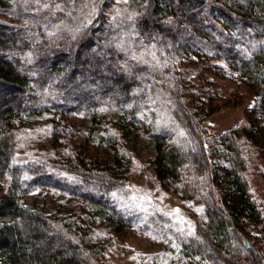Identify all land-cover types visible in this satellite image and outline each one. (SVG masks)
<instances>
[{"label": "trees", "instance_id": "16d2710c", "mask_svg": "<svg viewBox=\"0 0 264 264\" xmlns=\"http://www.w3.org/2000/svg\"><path fill=\"white\" fill-rule=\"evenodd\" d=\"M118 1L0 0V264H116L100 230L143 213L127 206L139 193L127 183L137 131L163 189L202 214L173 208L189 218L176 224L174 257L139 252L131 264H264V201L249 180L250 157L264 160V0ZM215 58L256 96L257 114L212 134L213 111L182 65ZM41 112L51 144L39 151L26 126ZM82 112L111 160L74 143L82 131L67 116ZM43 190L80 205L23 202Z\"/></svg>", "mask_w": 264, "mask_h": 264}, {"label": "rangeland", "instance_id": "374dc122", "mask_svg": "<svg viewBox=\"0 0 264 264\" xmlns=\"http://www.w3.org/2000/svg\"><path fill=\"white\" fill-rule=\"evenodd\" d=\"M118 2L120 1L114 0L115 4ZM3 20L10 19L3 17ZM192 58L194 61L197 59L193 56ZM207 61L197 64L185 62L184 66L182 65L187 74L190 75L189 78L202 86L199 95L200 101L213 111L206 115L204 124L207 129L213 134L236 125L246 124L252 114L255 116L257 114L254 109L256 96L246 89L240 78L233 73V69L225 65L222 59L215 58L209 61L211 64L216 63L218 67L209 65ZM49 116L46 112L31 114L26 126L27 129L36 132L37 141L32 147L37 146L36 149L39 151L44 150L45 147L48 149L51 144V135L48 129H45ZM94 118L95 121L92 120L93 115L88 112L67 116L69 123L82 131L81 136L74 138V143H82L85 152L94 159L109 161L112 158L110 151L98 144L92 134H89V128L96 125V116ZM127 141L129 144H126V149L132 155L127 183L139 191L137 196L134 192L129 193L130 197L136 198L137 203L127 202V206L142 210L143 213L137 219L133 218L137 215L129 213L123 223L120 220H115L114 223L106 220L103 223L104 231L100 230V233L104 237L111 234V237L114 238L111 249L113 258L117 259L116 264H131L132 257L139 252L149 253L153 257L162 255L174 257L173 254H169L168 247L178 241L179 236L175 231L176 224H186L185 220L189 218L179 214L176 215L177 217L173 216L171 211L173 208L175 210L182 208L198 215H201L202 212L197 205L188 200L180 199L175 194L163 189L153 170V165L150 163L154 154L153 146L142 131H137L136 135L131 133ZM249 161L251 188L254 194L264 201V160L259 155L254 154ZM5 188L6 183L0 184V197ZM63 199L50 190H43L40 193L25 196L23 202L46 210L70 209V207L80 205V201L68 200L63 203ZM152 211L155 214L160 213L158 221L150 222V212ZM188 222L191 224V221ZM186 230L189 231L190 229ZM166 261L167 264H170L168 257H166ZM176 262L180 263L178 260Z\"/></svg>", "mask_w": 264, "mask_h": 264}]
</instances>
